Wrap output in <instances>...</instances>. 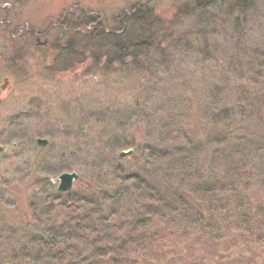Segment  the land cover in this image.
<instances>
[{"label": "rangeland", "instance_id": "obj_1", "mask_svg": "<svg viewBox=\"0 0 264 264\" xmlns=\"http://www.w3.org/2000/svg\"><path fill=\"white\" fill-rule=\"evenodd\" d=\"M236 1L0 0V241L35 224L32 202L46 209L56 204L62 173H78L72 192L83 196L93 185L104 188V179L97 183L92 177L112 171H103L109 164L120 166L121 176L142 175L159 124L210 143V161L218 156L226 161L231 153V142L212 144L221 131L235 142L264 147V0L234 8ZM134 4L147 5L165 22L168 60L150 54L140 67L110 71L94 64L89 43L76 69H55L69 36L116 33L123 27L122 12ZM62 19L67 32L59 35ZM225 110L237 115L235 124L215 131L209 117ZM39 138L48 144L40 147ZM131 148L132 155L119 158ZM214 166L220 169L218 162ZM244 192L232 203L258 202L262 217L264 191L254 182ZM258 221L252 219L249 233L234 232L233 243L190 239L169 250L194 255L193 264H264V228Z\"/></svg>", "mask_w": 264, "mask_h": 264}, {"label": "trees", "instance_id": "obj_2", "mask_svg": "<svg viewBox=\"0 0 264 264\" xmlns=\"http://www.w3.org/2000/svg\"><path fill=\"white\" fill-rule=\"evenodd\" d=\"M244 1L234 2V8ZM121 17L123 27L118 33L69 36V44L55 58V69H76L75 65L84 62L81 54L89 43L94 64L110 71L129 64L139 66L150 54L165 55L168 60V29L153 9L134 4ZM65 25L63 19L59 35L64 34ZM150 60L163 65L155 58ZM235 116L225 110L208 117L219 131L223 126L231 128ZM155 129L159 136L151 142L150 164L142 175L121 176V167L109 164L103 171H112H98L92 177L97 183L104 179V188L97 184L90 191L87 187L90 193L85 196L82 191L56 193V204L47 209L32 202L35 224L23 228L22 235L13 232L4 243L0 241V264H193L194 255L169 248L190 239L202 244L205 238L233 243L232 234L249 233L256 218L264 228L258 202L245 203L240 198L232 203L235 196L242 195L240 189L245 194L254 182L264 191V147L250 140L235 142L221 131L212 144L231 142V153L226 161L220 156L210 161L206 156L210 143L186 133L182 136L183 130L175 132L171 124H159ZM153 133L149 130L150 139ZM170 134L175 136L168 138ZM246 150L249 154L241 156ZM217 162L220 169L214 166Z\"/></svg>", "mask_w": 264, "mask_h": 264}, {"label": "water", "instance_id": "obj_3", "mask_svg": "<svg viewBox=\"0 0 264 264\" xmlns=\"http://www.w3.org/2000/svg\"><path fill=\"white\" fill-rule=\"evenodd\" d=\"M47 140L43 139H37V144L40 147H45L47 145ZM134 152V149H129L127 151H122L119 155L120 158H124L128 155H132ZM78 179V174L76 172L71 173H63L60 176H58L59 184L57 190L59 192H67L69 191L73 183ZM51 182H54L53 180Z\"/></svg>", "mask_w": 264, "mask_h": 264}, {"label": "flooded vegetation", "instance_id": "obj_4", "mask_svg": "<svg viewBox=\"0 0 264 264\" xmlns=\"http://www.w3.org/2000/svg\"><path fill=\"white\" fill-rule=\"evenodd\" d=\"M24 33V32H23ZM22 34V32H20V35Z\"/></svg>", "mask_w": 264, "mask_h": 264}]
</instances>
